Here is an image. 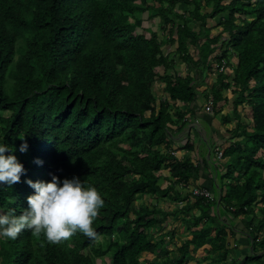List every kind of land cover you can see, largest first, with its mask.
I'll use <instances>...</instances> for the list:
<instances>
[{
  "label": "trees",
  "instance_id": "obj_1",
  "mask_svg": "<svg viewBox=\"0 0 264 264\" xmlns=\"http://www.w3.org/2000/svg\"><path fill=\"white\" fill-rule=\"evenodd\" d=\"M149 11L161 19L160 31L136 33L144 21L138 15ZM213 28L220 30L211 36ZM177 57L187 64L184 74ZM229 89L236 122L221 113L220 124L230 150L220 158L217 145L212 151L220 161L236 153L227 171L242 165L241 178L226 189L218 183L211 200L195 197L179 186L200 176V163L173 152L170 138L189 114H206L213 126ZM24 139L28 149L20 152ZM0 142L16 146L26 169L14 185L0 186V210L22 214L35 191L27 179L53 175L79 176L105 200L93 222L96 239L77 232L52 243L25 229L0 239V264H144L145 253L158 256L151 264H186L192 245L223 250L213 259L220 262L231 258L236 234L252 245L246 263L264 264V0H0ZM183 148L195 147L188 140ZM216 165L217 172L226 167ZM145 194L152 201L132 208ZM158 198L173 209L159 207ZM191 205L200 208L197 228L162 261L170 234L160 231L171 215L188 220Z\"/></svg>",
  "mask_w": 264,
  "mask_h": 264
},
{
  "label": "clouds",
  "instance_id": "obj_2",
  "mask_svg": "<svg viewBox=\"0 0 264 264\" xmlns=\"http://www.w3.org/2000/svg\"><path fill=\"white\" fill-rule=\"evenodd\" d=\"M27 149L24 139L19 151ZM15 151V145L0 142V186L14 185L26 172ZM37 163L42 164V159L37 158ZM27 183L35 191L28 196L23 213L17 215L16 208L0 210V239L15 240L25 229L42 233L52 243L68 240L77 232L97 238L93 222L105 200L95 186L87 185L79 176L61 179L58 175L50 180L28 178Z\"/></svg>",
  "mask_w": 264,
  "mask_h": 264
},
{
  "label": "crops",
  "instance_id": "obj_3",
  "mask_svg": "<svg viewBox=\"0 0 264 264\" xmlns=\"http://www.w3.org/2000/svg\"><path fill=\"white\" fill-rule=\"evenodd\" d=\"M213 80L211 79V82H209V85L212 86L213 84ZM224 102V101H222ZM226 104V102H224ZM225 110V111H223ZM227 111L226 106H224V104H222V110L220 113H223ZM200 115L201 112H198L197 115ZM190 115V118L193 119L194 118V122L196 121L197 124H199L201 127L204 128V134L207 135L206 138L204 137V139H199L198 140V133H196V131H193L195 133V140L191 143H193V146L195 147L192 150H188L186 148L180 149L182 148V146L184 144H186L188 142V140H190L191 138H189V135H192L193 132H190V134L188 135L185 134L184 132H187L184 127L181 130H173L172 132V136H171V142H170V146L172 147V151H177L179 153L180 156L183 157H191L193 159V161L197 164L200 163V176H195L193 180H191L190 182V186H203V187H209L210 190L213 191V193H219V189H218V183L216 182V180L218 179V175H217V170L218 167L216 164H218L219 162L224 163L227 159H229L228 157L224 158L223 161L221 159H218L217 156L214 155V152L212 151L215 145H217L219 148H224V146H226V144L228 143V141H230L229 139V135L225 132V130L223 128H225L222 124H218L215 119L213 120L214 122V126L210 125L209 119L207 117V115H202V116H194V115ZM189 115H187L186 117H188ZM185 117V118H186ZM199 119H196V118ZM174 127L177 126L176 124H173ZM200 135V134H199ZM185 136L187 137V139H185ZM185 139V142H182V140ZM197 140V142H196ZM217 141H221V144H218ZM163 147H165V145L163 144ZM201 147H204V152L201 153ZM216 147V149L218 148ZM195 150V151H194ZM177 153V154H178ZM215 162V163H213ZM211 164V165H210ZM209 170V171H208ZM169 173H167L166 175H168ZM215 182L217 183V189L213 188V185L215 187ZM167 185L169 184V181L166 180ZM180 187V186H179ZM181 188V187H180ZM212 188V189H211ZM178 189V187H177ZM182 190V189H181ZM188 192V190H185ZM178 204L181 205V203L178 202ZM158 206L163 208L164 210H172L174 207V203L170 204L169 202H167V204L165 203V201H162L161 204L158 203ZM216 210L218 211V209L216 208ZM200 214V208L196 205H191V210L188 214H186L187 217H189L188 220H185V214L183 215L181 212L177 214V217H179V219H175L173 221L172 218L173 216H170V221L168 224V227L162 231H160L161 233H169L170 235H167V239L169 238V240L166 241V246L167 249L170 251L169 254L164 253L163 255H161L162 257L160 258L162 261L168 258H172L175 255H173V249L177 248V245H179L184 239L186 238H191L192 235V230H194L195 228H197V226L194 225V220L195 216H198ZM184 219V220H183ZM155 230H157V227L155 228ZM159 232V234H160ZM240 235V236H239ZM245 237V238H244ZM249 244L250 241L248 239V237L246 235H241V234H236L235 236H232L230 238V254H231V258L220 261L222 263H218V264H232L234 259H237V262L239 264H247L246 263V256L251 252H249ZM204 248V250H202L200 253V249ZM200 249L198 248L197 251H195L194 246H191V255L190 258L191 259H201L200 262L198 261V264H213V263H217V261H214V258H218L222 255L223 250H220V253L217 256H214V253H211L208 249L210 248V245H204L203 247H201ZM178 251V250H177ZM198 253L199 257L196 258L195 255ZM239 253H242L240 256ZM161 254V253H160ZM195 254V255H194ZM144 258H146L147 260H144V264H151L152 261H156L158 256L156 254H152V253H145L144 254ZM153 259V260H152ZM213 260V261H212ZM159 261V260H158ZM219 262V261H218ZM165 264V262H164ZM186 264H189V262H187Z\"/></svg>",
  "mask_w": 264,
  "mask_h": 264
},
{
  "label": "rangeland",
  "instance_id": "obj_4",
  "mask_svg": "<svg viewBox=\"0 0 264 264\" xmlns=\"http://www.w3.org/2000/svg\"><path fill=\"white\" fill-rule=\"evenodd\" d=\"M185 7H186V5H184L183 3H180V4H178L177 5V8H181V10H184L185 9ZM140 18H143L144 19V21H143V24H142V26H140V27H138L137 28V30H136V33H142L143 32V28H147V29H153V30H159L160 31V23L162 22L161 21V19L159 18V16L157 15V12L155 11H149L148 13L146 12L144 15L142 14V13H140L139 15H138ZM152 17V18H151ZM215 21V20H214ZM214 21L213 20H210L209 21V23H208V25L209 26H211V24H213L214 23ZM220 29L219 28H213L212 29V31H211V36H213V35H215L218 31H219ZM146 34L149 36L150 35V33L149 32H146ZM162 35V34H161ZM161 35H159V37L161 38ZM233 59V56L231 57V59H229V60H232ZM175 67L177 68L176 70H178V71H180L182 74H184V72H186L187 70H188V67H187V64L185 63V62H183V60L182 59H180L179 57H177V60H176V65H175ZM231 72H232V70H231ZM209 72L207 73V76H209ZM216 74V73H215ZM215 75H212V77H214ZM209 80H211V79H209ZM230 80H231V76H230ZM211 82V81H210ZM163 86H164V83H162V82H159L158 83V85L157 84H155V89L159 92V95L160 96H162V94H163ZM225 95L227 96V98L228 99H230V101H229V103H224V102H220L219 104H224V106H226V108H227V111L226 112H224V114L225 113H228L229 114V116H230V118L231 119H233V121H232V123H235L236 122V119H235V117H234V115L231 113L232 112V108H233V105H232V100L234 99V98H236V95H235V93H234V91H232V89H229V90H226L225 91ZM239 109H242V107H240ZM246 110H248V112L246 113V114H248V116H251V114H252V108H247ZM223 111H225V110H223ZM219 115H217L216 116V118H215V121L218 123V124H220V120L221 119H223V115L221 114V113H218ZM187 118V120H186V122H185V124L183 125L184 126V129L187 131V132H184V135L185 134H187L188 133V135L190 134V132H193V131H196V133H198V140L200 139H204V137L206 138V136L208 135H205L204 134V128L203 127H201L199 124H197L196 123V121L194 122V118L193 119H191L190 118V115L188 116V117H186ZM248 118V117H247ZM222 121V120H221ZM244 121H245V119H244ZM231 123V125H227L228 127H229V130H231L233 127H234V125ZM214 126V125H213ZM223 126H226V124H224ZM200 134V135H199ZM232 134V133H231ZM229 135V139H230V134H228ZM189 138H191L190 139V141L191 142H193L195 139L194 138H196L195 137V133L193 132V134L192 135H189ZM185 139H187V137L185 136ZM185 139L184 140H182V142H185ZM196 142H197V140H196ZM218 142V144H221V141H217ZM241 143V142H240ZM229 144H230V141L226 144V146H224V148H220L221 150H223V149H225V147L228 149V150H230V147H228L229 146ZM237 148H239L240 149V146L238 145L237 146ZM204 147H201V153H203L204 152ZM195 151V150H194ZM262 150H260L259 151V153L261 152ZM178 153V152H177ZM176 153V154H177ZM229 153V152H228ZM230 154V153H229ZM261 154H263V156H264V153L263 152H261L259 155H261ZM178 155H179V153H178ZM214 155L216 156V154H215V152H214ZM232 154H230V156L228 155L227 157L229 158V159H227L223 164H224V166H226L225 167V169H224V171L223 170H219V172H218V179L216 180V182L217 183H221V185H222V183H224L223 185H224V188L226 189L227 187H229L230 188V186H232V185H236V183H237V181L241 178V171H240V168H241V166L242 165H239V164H235L236 166H234V167H232V169L231 170H233V169H235L236 170V172H234V171H227V167H228V163H230L231 162V158H232ZM237 155H236V153H234V156L233 157H236ZM213 163H215V162H213ZM211 165V164H210ZM209 171V170H208ZM162 172V174H163V177L159 180V182H160V184L163 186V187H166L167 186V183H166V174L167 173H169L168 171H166V170H162L161 171ZM215 182V188L217 189V183ZM218 190V189H217ZM152 198V197H151ZM150 198V196L149 195H138L137 197H136V200H135V202H133L132 203V208H136V206H141V205H143V204H149L151 201H152V199ZM158 201V203L159 204H161L162 203V201H165V203L167 204V202H168V200L167 199H165V200H163V199H157ZM249 217V216H248ZM248 220H250V217L248 218ZM203 222V221H202ZM203 224V223H202ZM153 230H155V228H153ZM157 230H155V232H156ZM263 235H264V233H263ZM240 236V235H239ZM245 238V237H244ZM102 241H104V237L103 236H101V238H100ZM165 239H166V241L167 240H169V238L167 239L166 237H165ZM200 249V248H199ZM202 250H204V248H201L200 249V251H199V253L202 251ZM252 250V245H250L249 244V252ZM88 251H90L89 249H88ZM197 251V250H196ZM179 253V251H176L175 250V252H173V255H177ZM220 253V250L219 251H216L215 253H214V256H217L218 254ZM242 253H239V255L238 256H240ZM195 255V254H194ZM195 257L196 258H198L199 257V255H198V253L195 255ZM201 260V259H200ZM199 259H197V261H196V259H191V260H189L188 262H189V264H198V261H200ZM97 262H98V264H103L102 263V261H101V259H97ZM218 263H222V262H215V263H213V264H218Z\"/></svg>",
  "mask_w": 264,
  "mask_h": 264
},
{
  "label": "built area",
  "instance_id": "obj_5",
  "mask_svg": "<svg viewBox=\"0 0 264 264\" xmlns=\"http://www.w3.org/2000/svg\"><path fill=\"white\" fill-rule=\"evenodd\" d=\"M223 67L224 66H221V70L223 69ZM212 105H213V103H212V97H210V99H209V101H208V104H207V106H205V109L207 110V111H210V110H212ZM219 149V148H218ZM222 154H223V152H222V150L220 149L219 150V153H218V158H220L221 156H222ZM181 189L183 190V191H185V190H189L190 192H191V194L193 195V196H195V197H203V198H205V199H207V200H211V199H213V197H214V193H213V191L212 190H210L209 188H207V187H203V186H190V185H186V184H181ZM180 203H182V202H180Z\"/></svg>",
  "mask_w": 264,
  "mask_h": 264
}]
</instances>
